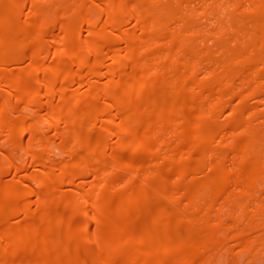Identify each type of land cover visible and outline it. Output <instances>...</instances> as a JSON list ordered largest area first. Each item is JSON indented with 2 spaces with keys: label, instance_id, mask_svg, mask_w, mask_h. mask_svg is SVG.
<instances>
[{
  "label": "bare ground",
  "instance_id": "6f19581e",
  "mask_svg": "<svg viewBox=\"0 0 264 264\" xmlns=\"http://www.w3.org/2000/svg\"><path fill=\"white\" fill-rule=\"evenodd\" d=\"M0 264H264V0H0Z\"/></svg>",
  "mask_w": 264,
  "mask_h": 264
}]
</instances>
